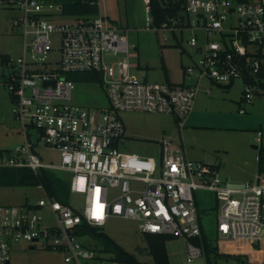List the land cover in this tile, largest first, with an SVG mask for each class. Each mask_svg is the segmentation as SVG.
Instances as JSON below:
<instances>
[{"label": "built area", "instance_id": "obj_1", "mask_svg": "<svg viewBox=\"0 0 264 264\" xmlns=\"http://www.w3.org/2000/svg\"><path fill=\"white\" fill-rule=\"evenodd\" d=\"M144 2L149 30L155 27L174 39L189 29L204 31L203 43L196 36L187 40L200 55L184 72L196 79L195 85L149 82L132 75L128 53L137 46L107 16H75L64 23L58 16H74L65 13L66 0H0V11L21 13L11 27L20 28L24 36L22 55L10 57L8 71L2 70V85L14 103L24 143L0 159V168L29 169L35 175L44 170L70 172L71 193L85 199L82 210H76L50 196L42 184L37 187L46 199L36 205H6L0 197V264H11L15 243L29 248L41 243L43 249L63 253L65 264H116L113 253L89 247L78 234L83 224L100 228L111 217L137 221L144 235L183 238L187 261L192 262L203 253L195 243L202 237L195 195L200 189L213 192L223 203L217 216L219 252L246 257L252 264L264 262L259 246L264 238V177L243 188L229 187L218 166L188 159L182 146L170 139L158 143V158L119 149L126 138L121 111L169 114L182 122L193 111L203 80L225 88L242 80V103H252L264 92V0H162L176 14L159 26L153 25L151 0ZM55 36L60 37V58L52 63ZM87 72L102 74L108 109L72 102L76 85L67 75ZM206 92L211 94L210 89ZM256 141L261 142L260 132ZM37 148L57 151L60 163H44ZM45 206L53 225L39 214Z\"/></svg>", "mask_w": 264, "mask_h": 264}, {"label": "rangeland", "instance_id": "obj_2", "mask_svg": "<svg viewBox=\"0 0 264 264\" xmlns=\"http://www.w3.org/2000/svg\"><path fill=\"white\" fill-rule=\"evenodd\" d=\"M20 16L19 11H0V53L13 58L23 53L22 30L11 27L12 19H19ZM96 16H109L113 23L125 28L129 43L137 46L128 53L131 73L136 78L149 82L171 80L174 85L196 84L195 78L184 75L186 68L200 58L194 48L188 45L187 40L191 36H196L203 43L206 38L204 31L189 29L184 32L182 38L174 39L166 31H156L155 27L149 30L147 21L149 14L144 0H98ZM189 17L196 21L195 14H190ZM233 18L235 19L236 15H233ZM57 20L71 23L75 16H58ZM164 37L168 40L165 41ZM210 39H216V36H211ZM52 42L53 51L49 55V60L55 63L60 58V37H53ZM167 70L173 73L170 79L165 75ZM5 71H8V68L5 67ZM2 80L0 76V159L24 143L21 124L13 114L14 103L10 99L9 91L2 85ZM75 85L73 103L89 109L106 110L110 107L109 98L101 82L83 78L75 81ZM209 88L211 95L205 93ZM243 91L242 80H236L229 88L203 80L201 90L195 97L193 111L182 122L169 114L121 111L119 115L126 128V138L119 144V149L121 152L141 157L158 158V143L163 139L181 142L183 138L186 150L193 149L197 154L195 157H188L194 161L218 166L225 185L243 188L248 182L255 183L259 177L258 149L253 146L264 148V92L258 93L252 103H240ZM259 132L261 142L256 141ZM39 145H43V142H39ZM37 153L44 163L54 165L60 163V155L55 150L37 148ZM3 169L10 170L1 172L3 179L6 174L12 173V170H18ZM53 173L68 183L72 177L67 171L56 170ZM133 185L141 187L140 183ZM110 194L112 197L116 195L114 191ZM195 195L204 238L211 247H218L217 216L223 203L208 190H197ZM0 197L4 204L15 206L36 205L39 200L46 199L44 192L37 186L5 182H0ZM84 201L82 194H69L68 204L76 210H82ZM53 202L58 204L55 200ZM39 214L44 217L47 224H55L49 206L40 208ZM99 230L109 235L127 251L136 254L141 262L153 263L150 255L141 252L146 248V241L137 221L111 217ZM81 240L91 248L102 247L89 236L82 237ZM41 245L39 243L31 250L26 243L13 244L11 264H65L63 253L43 249ZM166 246L171 264H207L203 247L200 257L192 262L187 261V244L183 238H171ZM259 246L264 250V238ZM245 263L244 261L242 264ZM217 264L241 263L235 258L228 260L219 258Z\"/></svg>", "mask_w": 264, "mask_h": 264}, {"label": "trees", "instance_id": "obj_3", "mask_svg": "<svg viewBox=\"0 0 264 264\" xmlns=\"http://www.w3.org/2000/svg\"><path fill=\"white\" fill-rule=\"evenodd\" d=\"M65 13L74 16H91L98 13V2L92 4L87 0H66ZM176 14L174 8L168 9L163 6L162 0H151V16L153 17L154 24L156 26L161 25L164 21H167L170 17ZM10 59L9 55L0 53V76L4 78L2 73L3 68L7 65ZM67 77L73 81L85 79L88 81H97L102 83V74L98 72L87 73H73L68 74ZM264 87V86H263ZM12 101V100H11ZM13 102V101H12ZM10 171L7 169H0V182L11 184H22L30 186L43 185L48 194L54 197L56 200L68 204V197L71 193L70 186L67 181H64L54 175L50 171H42L41 174L35 175L29 169L12 170V173H8L1 177V172ZM258 174L259 177H264V148H258ZM201 223V220H200ZM79 236H89L96 240L105 251L111 252L115 255V260L118 263L125 264H150L148 262H141L136 254H133L121 245H119L113 238L104 232H101L98 227H94L88 224H83L78 232ZM146 248L141 251L145 252L152 257V264H171L167 251V241L173 237L163 236L159 234H145ZM197 245L203 247L207 257V264H217L219 258L232 259L235 258L239 263L252 264L246 257L243 256H231L227 254H221L217 247H211L204 238V231L202 229V237L195 240ZM216 259V261L214 260ZM264 264V262L262 263Z\"/></svg>", "mask_w": 264, "mask_h": 264}, {"label": "crops", "instance_id": "obj_4", "mask_svg": "<svg viewBox=\"0 0 264 264\" xmlns=\"http://www.w3.org/2000/svg\"><path fill=\"white\" fill-rule=\"evenodd\" d=\"M108 18L110 19V17L108 16ZM111 20V19H110ZM112 21V20H111ZM114 22V21H113ZM122 29H123V27H121ZM125 29V28H124ZM165 75H166V77L168 78V79H170L171 77H173V73L169 70H167V72H165ZM184 75H185V73H184ZM147 76H148V74H147ZM186 76V75H185ZM168 83H171V84H174V82L173 81H171V80H169V81H167ZM182 85H185V83H182ZM210 90H211V88H209ZM205 93H207V92H205ZM211 95V94H210ZM241 101H242V99H241ZM241 101H240V103H241ZM189 117V116H188ZM187 117V118H188ZM184 124V123H183ZM182 124V125H183ZM186 124V123H185ZM155 136H158V135H155ZM153 140H158V139H153ZM171 140V139H170ZM159 141V140H158ZM173 141V140H172ZM175 143H177V144H179V145H181L182 146V148L184 149V151H185V154H186V156H187V158L188 159H190L188 156H192V157H195V156H197V154L193 151V149H191L190 151L188 150H186V148H185V145H184V141H183V138H182V141L181 142H176V141H174ZM190 160H192V159H190ZM219 171H220V168H219ZM234 188V187H233ZM263 257H264V253H263V255H262ZM15 258V257H14Z\"/></svg>", "mask_w": 264, "mask_h": 264}, {"label": "water", "instance_id": "obj_5", "mask_svg": "<svg viewBox=\"0 0 264 264\" xmlns=\"http://www.w3.org/2000/svg\"><path fill=\"white\" fill-rule=\"evenodd\" d=\"M53 85H55V82H52ZM45 85H48V83H45ZM255 149H258L259 147L258 146H253ZM37 241V240H36ZM36 247L35 246H31L30 249L33 250L35 249Z\"/></svg>", "mask_w": 264, "mask_h": 264}]
</instances>
